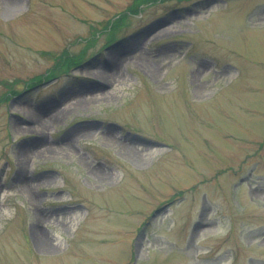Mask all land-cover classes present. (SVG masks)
Instances as JSON below:
<instances>
[{
    "label": "rangeland",
    "instance_id": "obj_1",
    "mask_svg": "<svg viewBox=\"0 0 264 264\" xmlns=\"http://www.w3.org/2000/svg\"><path fill=\"white\" fill-rule=\"evenodd\" d=\"M0 264H264V0H0Z\"/></svg>",
    "mask_w": 264,
    "mask_h": 264
},
{
    "label": "bare ground",
    "instance_id": "obj_2",
    "mask_svg": "<svg viewBox=\"0 0 264 264\" xmlns=\"http://www.w3.org/2000/svg\"><path fill=\"white\" fill-rule=\"evenodd\" d=\"M107 73H109V71ZM92 76H94L96 79H98V78L103 79L104 78V76H102V73H100V72H94V73H92ZM28 115H29V113H28ZM30 116H31V114H30Z\"/></svg>",
    "mask_w": 264,
    "mask_h": 264
}]
</instances>
